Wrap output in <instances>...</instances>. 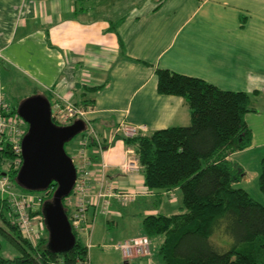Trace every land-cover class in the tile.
<instances>
[{
	"label": "crops",
	"instance_id": "crops-1",
	"mask_svg": "<svg viewBox=\"0 0 264 264\" xmlns=\"http://www.w3.org/2000/svg\"><path fill=\"white\" fill-rule=\"evenodd\" d=\"M185 2L0 0V92L5 69L18 75L15 87L18 82L28 84L37 95L84 108L105 146L101 154L88 148L90 169L98 173L103 160L106 178L119 192L138 193L154 199L155 205L174 202L172 193L178 189L149 192L139 171L120 170L133 149L114 135L120 123L144 127L147 135L189 124L190 111L183 98L157 93L155 70L168 69L223 90L245 92L252 102L264 93V0H200L196 21L191 12L178 15ZM244 120L251 132L250 146L228 159L244 171L236 186L249 195L254 189L252 198L260 203L262 195L254 180L264 156V110L254 109ZM76 152L77 148L68 155ZM111 208L112 215L124 209L116 200ZM88 212L91 215V209ZM134 237L138 236L123 241ZM84 244L92 264L93 245ZM119 255L124 264L141 260L125 261Z\"/></svg>",
	"mask_w": 264,
	"mask_h": 264
},
{
	"label": "trees",
	"instance_id": "trees-1",
	"mask_svg": "<svg viewBox=\"0 0 264 264\" xmlns=\"http://www.w3.org/2000/svg\"><path fill=\"white\" fill-rule=\"evenodd\" d=\"M155 76L158 94L183 98L190 111L189 124L134 137L116 134L115 138L133 149L147 191L163 194L180 190L184 211L144 216L142 235L152 243L159 241V264H264V204L236 186L244 171L228 159L250 146L251 132L244 117L254 111L251 97L168 69H156ZM42 96L51 106L55 103L50 96ZM19 103L11 108L14 114ZM80 134L82 137L83 131ZM89 147L95 148L94 143ZM7 157L10 160L6 162ZM13 159L3 141L0 170H6ZM8 171L21 193H37L43 198L37 211L31 213L43 219V204L52 199L56 184L43 192H29L16 183L18 170ZM257 185L264 199V156ZM62 204L70 223L72 210L65 199ZM44 227L38 241L30 243L23 237L10 206L0 197V236L16 252L12 258H5L0 245V264H82L88 260L87 246L73 231L72 249L51 251ZM215 236L224 239L226 245L215 243Z\"/></svg>",
	"mask_w": 264,
	"mask_h": 264
},
{
	"label": "built area",
	"instance_id": "built-area-1",
	"mask_svg": "<svg viewBox=\"0 0 264 264\" xmlns=\"http://www.w3.org/2000/svg\"><path fill=\"white\" fill-rule=\"evenodd\" d=\"M87 111L67 101H57L51 106L52 120L58 126L71 125L75 120L85 123L83 136L75 156H70L73 164L77 160L76 179L70 195L65 199L66 205L72 210L70 215L71 230L89 245L97 216L110 211L112 200L121 206L132 203L138 193L119 192L115 185L106 178L107 164L101 161L100 170L94 173L90 169L88 147L91 142L96 149L95 154H101L103 147L94 129L86 118ZM27 131V124L11 110L0 92V149L1 143L6 141L14 159L7 165L6 170H0V197L5 199L16 218V223L25 239L33 245L44 234L45 227L41 216L32 217L43 202L40 195L21 193L13 185L8 168L18 170L22 164L21 140ZM144 127L131 126L120 123L114 130V135L125 137L143 135ZM76 163V162H75ZM75 165V164H74ZM123 173L138 172V159L131 151L120 166ZM72 196L71 199H68ZM91 209V215L89 214ZM121 253L125 261L135 259H150L152 257V242L146 236H138L125 240L113 247ZM82 264H89L88 260Z\"/></svg>",
	"mask_w": 264,
	"mask_h": 264
},
{
	"label": "water",
	"instance_id": "water-1",
	"mask_svg": "<svg viewBox=\"0 0 264 264\" xmlns=\"http://www.w3.org/2000/svg\"><path fill=\"white\" fill-rule=\"evenodd\" d=\"M17 114L27 124L21 140L22 164L16 183L29 192H43L52 184V199L43 204V220L48 233V248L56 253L72 249L75 237L62 204L73 188L76 168L64 145L85 129L75 120L71 125L58 126L52 121L51 105L42 95L20 101Z\"/></svg>",
	"mask_w": 264,
	"mask_h": 264
},
{
	"label": "rangeland",
	"instance_id": "rangeland-1",
	"mask_svg": "<svg viewBox=\"0 0 264 264\" xmlns=\"http://www.w3.org/2000/svg\"><path fill=\"white\" fill-rule=\"evenodd\" d=\"M158 1L159 0H156V2ZM184 4L186 8L183 10L182 7L178 11V15L181 16V13L185 15L188 12H191L195 18L194 21H196L198 15H200L199 13H201L199 12V10H197L200 4V0H186ZM168 9L169 8L166 7L164 10H168ZM183 33L184 32L181 31V35ZM1 77H2L1 94L3 95V97H5L7 103L10 106L14 107L18 104V101H22L25 98L37 95V91L35 89H32L31 85L28 84L25 85L21 82H18L19 84L17 85V87H15L16 85H13L15 82L14 77H16V81H19L18 75L14 74L11 76L10 74L6 73L5 69H2ZM256 100L253 102V108L258 111H263L264 93L263 94L261 93L260 96H257ZM80 139H81V134L75 136L71 141L65 144V151L69 154L71 151L76 150V148L78 149ZM8 160H10L9 157L6 158V162ZM75 162L74 164L76 166ZM139 176L141 177L142 175ZM254 181H255L254 183H255L256 191L260 193L257 185V180L255 179ZM16 190L19 191V189L17 188ZM249 193L251 197L255 198L254 189H251V191L249 190ZM34 194L38 195L37 193ZM172 194H173L172 196L175 198L174 202L172 201L169 203L162 202L159 205H155L154 199L151 200L137 196L138 198L136 200V203L134 204L129 203L122 206L124 207V209L121 210L118 215L111 214L114 211L112 210V208L110 209V213L100 214L95 221L94 230H93L94 236H92L90 242V244L93 245V248L89 249V259L92 262V264H124L123 261L120 260L119 252L115 250L113 247L118 243L122 242L125 238L139 236L142 234L141 221L146 212H151V213L156 212V214L160 213L164 215H171L184 211L181 201L180 190H177ZM71 198L72 196H70L68 199ZM260 198H261L260 203L264 204L263 196ZM81 240L83 243H85V240L83 239ZM213 241H215V243L217 244L226 245L224 239L218 238L216 236L213 238ZM158 242H159L158 240L153 241L152 243L153 255L149 260L141 259L131 264H148V263L159 264V260L156 255L159 245ZM0 245H1L2 256H4L5 258H12L13 256H15L16 252L14 251V249H12L9 245H7V242L1 236H0ZM6 246L8 247L6 248Z\"/></svg>",
	"mask_w": 264,
	"mask_h": 264
}]
</instances>
